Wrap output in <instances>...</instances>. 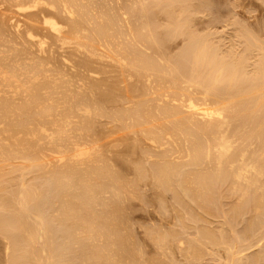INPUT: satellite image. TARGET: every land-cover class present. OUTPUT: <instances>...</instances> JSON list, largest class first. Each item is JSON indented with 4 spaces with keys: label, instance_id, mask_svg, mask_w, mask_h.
<instances>
[{
    "label": "bare ground",
    "instance_id": "bare-ground-1",
    "mask_svg": "<svg viewBox=\"0 0 264 264\" xmlns=\"http://www.w3.org/2000/svg\"><path fill=\"white\" fill-rule=\"evenodd\" d=\"M121 1L122 3H120ZM123 1L124 0H0V182L2 183V180L3 183L5 182L3 174L4 172L6 173V177L7 173L17 170L18 173H20V176L21 170L19 172V169L23 170L24 164L29 165L26 166L28 167L26 168L27 170H33V172H35H31L33 173L32 175L37 174L35 181L33 179L35 175L31 177L34 181L31 183L28 182V180H25L26 178L24 177V174L23 176L21 175L22 177H20L21 180L19 179V182L13 181V183H11V180L9 181V185L11 184V186H13L14 184L17 189H21L20 193L17 192L16 194L20 195L17 198L18 200L15 198L17 196H15L16 189L14 186L13 189L9 190L4 187L7 191V194H10V197L9 195H3L4 197L0 196V210L1 212L2 210L5 212L7 211L5 215L3 213V215L0 216V228H4L0 231L4 233V238L7 242L6 250H8V253L12 256L13 253L15 254L17 251L16 256L18 254V256H20L19 259H29L27 262L29 264H32V262L33 264H40L42 261L44 263V260H46V258L44 259V256H49L51 260V257L53 256L50 257V254H42L49 252L46 248L49 245L52 250L57 246L54 245L57 233L53 234V231V235H51L49 230L50 228L48 227L50 221L47 216L44 215L45 211L43 212L44 208L45 210L48 209L47 204L44 201L49 200L47 202H49V210H51L50 213L52 212L54 215L53 218L59 223L62 222L63 224L61 225H64V230H66L64 235L65 237L63 238L65 240L64 244L67 242L66 244H70L69 246L75 247V245L77 246V243L81 241L80 233L81 235L85 233L84 231H86L85 229L88 227L87 224H89V228L99 225L97 224V216L95 217L96 220L93 219V221L91 217H87V213H89V215L91 214V207H107V203H99V201L103 199L100 197H102V195L105 193L111 192V194L116 199H118L120 196L119 192L121 191L119 190L121 187L120 189L116 187H119L123 180L120 176L121 173H117L118 170L115 172L114 168L117 169L121 163L119 162L120 164L114 167L111 163V160L110 162L106 163V160H102L101 157L102 145H107L109 149V146L112 145L109 144V142L116 144V142L119 143L123 141L121 143L124 145L127 144L124 143L126 135L125 137L122 135H119L115 138L112 137L114 139L109 137L113 136L115 133H123V131L125 133V131L130 130V133L127 132L128 134L133 136V134L135 135L136 133L139 134V137H142L143 135L144 140L148 141V143L150 142L154 149H165L164 146H167L166 149L168 150L166 151L168 153H165V150H163L164 153L160 150L162 154L161 152L156 153L155 150L153 151V153L155 152V155L149 154L150 148L147 152L145 151V153L142 150L141 152H143L144 155L146 153V155H148L144 156L146 157V162L144 161V164L147 163V159H150L154 164H157L153 165L152 170H150L149 173L152 172V175H150L152 179L158 183L159 187H164L170 190L172 187L176 189L175 186H173L176 185L178 188L176 191H179L181 188V191L185 193L187 198L190 194L191 196H196L199 199L202 197L207 199L206 196H209L216 186L214 184V180H217V182L220 180L221 183V181L227 182L228 180L230 182V179L232 178L239 182L246 181L247 183V180H249L247 177L250 174H253L256 177H262L263 175L264 178V171L260 168L261 165L257 164L259 161L257 160V162L253 160L255 162L254 163L251 161V158L248 159V156H246V160L245 153L236 159L237 155L239 154L237 153V155H235L236 157L233 156L235 157L234 159L228 160V158H230L229 156H231L230 152L233 148L232 144L236 143L234 141V143L231 144L230 138L228 137L230 130L229 128L233 124L232 121L235 118V116H231L233 118L232 120V118H229V115L232 111L237 110V97L240 96L239 98H241L242 96L240 95V85L238 87L236 85L239 82L241 84L244 82L242 81L243 79H240L242 77H240L241 72L238 75V71L241 68L237 70V66L235 68L232 66L234 69L232 68V72L230 71L229 73L228 69L225 70L228 67H226L225 64L224 66L219 61L215 60V58L210 56L205 46L202 47L201 43L199 45V42L201 41L197 39L195 40L197 43L191 42L192 44L194 43V45L191 44L188 46V48L190 47L192 51V54L189 53V56L191 54V61L189 64H193V73L191 72L190 68L189 70L187 69L188 72L182 68L188 73L190 77L188 75L184 76L183 70L181 69V72L178 70L177 73L179 75H183L178 80L179 75L177 74V77L172 73H176L177 69L180 68L177 67L176 63L174 65V69L176 70H171L172 72L170 71V74L172 75V78L177 77V80H170L172 78L169 77L170 74L168 71L172 69L173 66L168 69V73L162 70L163 75L166 76V74H169V76H167L170 79L168 80L167 76L165 78H167V81L172 82L171 84L165 81L163 75L155 77L152 73L155 71L156 67L159 68V63L164 59L160 54V60L162 59V61L158 60L160 62L158 64L155 63V65L157 64L155 67L153 64L155 59L153 60L152 56L151 58H146V54L149 53H147L146 50L151 46L150 44L153 42L157 43L155 42L157 39L155 40L154 36L152 38L150 36L151 34L149 33L151 32L153 35L154 30H144L146 29L144 27L148 26V24L145 25L146 22H144L145 20L143 21L145 23H143L144 25L142 28L144 31L142 29L141 31H143V33L147 31L150 34L148 35L147 32L145 34V37L148 35V38L146 37L148 39L146 42L148 43L149 47H146L145 45L147 49L144 47L145 50L143 52L142 50L144 48H141L142 44H140V42L141 39L146 38L141 36V38L138 40L137 34V32L139 33L140 30L138 24H140L139 22H142L139 20L141 16L143 18V13L141 16H139L138 13H135L137 12L135 11L137 9L134 7L137 3L139 4L140 1L138 2L135 0L136 4H130V8L131 5L133 6L132 10L135 8V12L132 11V13L134 12L135 14L125 13L128 12V7H126L128 5V0L125 1L126 3L124 2V4ZM114 2L115 6H113ZM120 4L122 6L125 5V7H123L125 9H122V6L119 7ZM138 12L141 14L142 11L139 10ZM128 15L133 16L131 17L133 18L132 20L136 19L137 22L139 21L138 24H136V20L131 21V18H129ZM172 20L174 21V19ZM130 21L131 23L135 22L137 27L135 28L133 25L134 23H132L133 26H131ZM178 23L183 25L187 22L184 21V23ZM185 26L187 25L185 24ZM132 27L134 28L132 29ZM135 29L138 31L136 30V32L133 33V35L136 34L134 35L135 37H133L131 32L135 31ZM174 30L178 31V29ZM140 35L144 34L141 32ZM130 36H132V38ZM149 36L155 41L149 43ZM157 36L158 35H156V37ZM143 43H145V40ZM154 43L152 46L155 45ZM156 45L158 46V43ZM157 46L155 48L151 47L152 49H150L153 51L157 48L162 49L161 46ZM138 47L139 49H142L140 51L141 55L144 53L143 55L145 57L139 55L140 53L137 50ZM190 49H188V51ZM158 52L161 53L160 51ZM158 52H154L156 56H159ZM154 53H152L153 56L155 55ZM152 54L150 53V55ZM142 57H144L146 60H143ZM156 58L159 59L158 57ZM167 58L169 59V56H167ZM182 58L181 60H183ZM158 61L156 60V62ZM177 63L180 64L179 66L182 65L179 63V61H177ZM165 64H167V62ZM189 64L185 65L186 68H188L187 65ZM162 65L163 63H161L160 66L162 67ZM198 65L199 69L201 68L200 70L202 73L198 69L200 73H198L196 70L195 73H197L195 75L193 68L194 66L198 67ZM189 67H191V65ZM197 67H195V69ZM204 69L208 70V73L207 71L203 73ZM226 71L229 74L226 73ZM189 72L193 74V76ZM225 73L228 75L224 76ZM237 75L239 77H237ZM204 76L206 78L209 77V80H206L207 86H203L205 85L203 84V81L206 79H204ZM152 77L154 79L159 78V83H168L170 87H168L167 92L162 90L163 88H167L165 87L167 84L163 86L164 83H161L162 86L160 87H163L162 89L158 88L155 90L157 79L156 84H154L155 87L153 88V84H151V82H154L155 80L153 81ZM161 77L164 79L161 80ZM201 80L203 85L201 84ZM246 80L247 79H245V81ZM253 80L256 81V79H252L251 81ZM208 81L210 82L207 83ZM221 82H225L227 85L229 84V87L226 86L227 88L223 92H221V90L217 91L219 89L217 86L219 83L221 84ZM183 85L186 87H183ZM219 87L221 86L219 85ZM176 88L179 90L177 92L180 93L175 94L174 90H177ZM159 89L162 90L163 93H161ZM170 89L174 90L169 91ZM170 92L172 93L170 94ZM235 98L236 101L233 102L232 100H235ZM119 104H121V106ZM113 106H115L116 109H121V111L116 110ZM226 115H228V117ZM237 116L239 117V114ZM104 118L107 119V121L110 120V126L112 123L113 126H107L106 129L102 131V127L100 128V125L103 126L101 122ZM114 123H118L121 126H118L117 128L115 127L116 125L114 126ZM133 130H135V132L132 134ZM105 132L107 135L111 133L113 134L108 135L107 138ZM101 133L105 134V137L103 135L102 137ZM116 134L115 136H117ZM234 135L236 136V134ZM136 136L138 137V135H135V138ZM129 138H127L128 141ZM141 139H143V137ZM178 139H181L182 141L184 140L186 143L185 145L187 146L185 149L187 153L184 151V149H181L183 146L180 148L181 150H179L180 144H178L179 141L177 142ZM135 140L140 141L139 139H134V141ZM100 141L102 144L99 143ZM145 141L143 145L147 143ZM188 141H190V145ZM89 143L94 145L92 146L93 148L88 147L90 146ZM179 143H181V141ZM211 143L215 144H213V147L216 149V157L214 156V161L208 162L210 166L208 163H206L207 166L205 164L203 166L202 160L204 158L207 157L208 161H210L209 158H211ZM236 144L239 145L238 143ZM136 145L138 147H142V144L140 143L139 145L138 142H134V145L131 146L136 147ZM145 145L144 150H146ZM168 146L170 148H168ZM134 147H132V151L135 149ZM141 147L139 148L141 149ZM103 148L105 150L106 146ZM108 149L105 151L110 152L111 149ZM52 150L55 151L54 154H58L59 157L56 158V156L53 158L55 160L52 159L48 162L46 159L47 155L52 157L56 155H50V153H47L49 151L51 152ZM152 150L150 153H152ZM112 151L114 152V150ZM132 151H130V153ZM181 151H184L183 153H186L185 155L189 159V161H184L183 159L185 163H188V166H196L197 164H201L195 168L201 166L206 167L205 173H201V169H203L202 167L200 168L198 174V171L195 170L196 174H193L195 171H192V173H190L193 175H191L188 172L191 171L192 168L188 172H185L186 170L184 171L183 169L186 164L182 165L183 162H181L180 166L177 165V162L175 163L177 160L175 159L178 157L176 156L175 159L173 157L174 155H180L182 153ZM109 152H107V154ZM52 153L53 152H51V154ZM137 153L138 152L136 151V154ZM235 153L236 152L233 150V154ZM241 153L242 152H240V154ZM117 155L118 158L119 154ZM141 155L142 154H140V156ZM246 155H249V152L248 154L246 153ZM262 155V157H264V153ZM111 156L112 155H110V157ZM181 156L182 158L184 157V155H180V157ZM259 158L260 157L258 156V159ZM261 158L259 160H263ZM105 159H108V156L106 157L105 155ZM123 159H120L121 162ZM181 159L179 158V160ZM225 159L228 160L227 164L230 167L229 169H227L228 166L225 165ZM19 160L23 167L20 165V163L19 167L17 164V166L15 164L11 165L12 163H15L16 161L18 162ZM53 161L56 162L50 163ZM116 161L118 162V160ZM59 163L64 167H62V165H59L58 168L57 166H54L55 164L58 165ZM109 163L112 164L113 168ZM128 163L129 162L126 164ZM51 164L54 165L52 166ZM135 164L138 163L135 162ZM129 165L130 164H128V166ZM49 166H51V168ZM211 166L213 167L214 171L212 169L210 170L214 172V175L212 173H210L211 175L208 174L209 168ZM224 166H226V168ZM134 167L133 168L137 172V175L141 176V178H143L142 176L144 175L148 177L147 174L142 172L145 166L142 167V170L141 168L136 170L138 167H140L139 165L137 168L136 166ZM148 167L149 166H147V168ZM5 168L12 170L6 172L7 170ZM145 169L146 167L143 171H145ZM147 171H145V173H147ZM13 172H11V174ZM27 172L29 171H26L25 173ZM10 177L11 176L9 175V178ZM15 178H17V176ZM38 179L43 180L46 185L44 183V185L40 187L39 184H37L39 181ZM148 179L150 180V177ZM191 181H193L194 186H192ZM260 181L253 182L251 186H257V184L259 186ZM132 182L134 183V181ZM175 182L176 184H174ZM188 185H191L194 190L190 189L191 186L188 188ZM120 186H123V183ZM240 186L242 187V185ZM2 188L0 191L4 192ZM176 191H174L175 195ZM122 195L123 194H121V197H123ZM179 197L181 198V196ZM192 198L193 197H191V199ZM126 199L127 198H125V200ZM58 200L60 204L57 203ZM205 201L206 200L203 202L205 203ZM115 207L116 208L113 209V212L117 213L116 218L113 220L106 219V222H102V225L118 227L121 218L119 214L120 209L118 206ZM237 213L238 212H236V214ZM50 216L52 217V215ZM60 230L58 231L59 233ZM116 233V228H111L109 235L115 236L119 239V235ZM47 236H50L49 239L51 238V240L47 239L50 241V243L49 245L47 244L48 246H45L46 242L43 241V244L42 240H44L45 237L47 238ZM61 236L62 235H60V237ZM38 241H41V245L43 244L42 246L40 245L41 248H39V243H36ZM22 243L24 245H22L20 248L19 246H21L20 244ZM60 244L62 245V243H59L58 246ZM35 245L39 246L35 248H38V250L40 249V252L44 251V248H46V251L42 252L41 254L40 252L35 254ZM61 245L59 246L60 249ZM74 247L73 249L72 247L68 248L69 251L70 249L71 252L72 250L75 251ZM52 250L50 252H52ZM82 252H85V247ZM39 254L40 258L42 255L43 259H41L42 261L38 260V263L37 258L35 259L34 255L38 256ZM63 254L65 255V253ZM6 255L8 256V254ZM64 255L62 256L65 258ZM15 258L16 262H19L17 261V257ZM56 260H58V258ZM59 260L61 259L59 258ZM49 261H47V264L51 263V261L48 263ZM52 261L56 263L53 258Z\"/></svg>",
    "mask_w": 264,
    "mask_h": 264
},
{
    "label": "rangeland",
    "instance_id": "rangeland-1",
    "mask_svg": "<svg viewBox=\"0 0 264 264\" xmlns=\"http://www.w3.org/2000/svg\"><path fill=\"white\" fill-rule=\"evenodd\" d=\"M125 1H127V0H124L123 4ZM129 1L130 0H128V3H127L128 5L126 6V7H128V10L126 9L128 12H125V13L133 14L135 11H137L135 13H138L139 16H141L143 13V18L141 16L140 20H139L142 22L138 21L141 24V26H140V24H138L136 19H135L136 21L132 20L133 18H131V17H133V16L128 15L129 18H131V21H135L136 24H138V27L140 28L139 33L137 32L138 40H139V38H141V36L145 37V34L147 31H145V33H143L144 30H147V29H148V31L154 30L155 32L153 31V33H154L153 35L151 32H149L151 35L148 32L147 33L152 38L154 36L155 40L156 39L157 40L155 41L154 39H152L149 36V38L152 39V40L149 39V41H150L149 43H152L153 41H155L158 43V46L159 47L161 46V48H162V49L157 48L158 50L156 49L154 51L151 50L152 49L151 47L155 46L157 43L153 42L155 45L152 46V44H153L152 43V44H150L151 46L149 47L148 43L146 42V40H148L147 39L148 35H146V37H147V38L145 37L146 39L143 38L145 40V43H147V44L143 43L144 40L141 39V42H140V44H142L141 48L143 49L145 47V45H146V47H149L148 49L145 47L147 49L146 52L147 53L149 52L148 54H146L147 55L146 58L147 57L151 58V56H152L153 60L155 59L154 60L155 62L152 60L154 62L153 63L154 65H155V63L158 64L160 61H162V59L160 60V54L162 55L161 57H163V59H164L163 60L164 62L162 61L159 64L161 65V63H163V65H165V66L162 65V67H161L159 65V68H158V67H156L157 64L155 65V67H156L155 71H153V73H152L155 77H157L159 75H163L162 70L164 72L165 71L167 72L168 69L171 68V66H173V67H172V69H170L168 71L169 74H170L171 70H176V69H174L175 63L177 65V67H180V68L177 69L176 73L171 71L174 75L177 76L178 70H179V72H181L182 68H184L187 72L190 68L191 72H192V67H193L192 65L193 64H189V62L191 61L190 56L192 54V51H191L190 47L188 48V46H190L192 44L191 42H195V40H197V39H199L201 41V42H199V45L201 43L202 47L205 46V48L208 50V53L210 54V56L215 58V60L219 61L221 64H223V65L225 64L226 67H228L226 69L224 67V69L225 70L228 69L229 73H230V71L232 72L233 67L235 68L237 66L238 67L237 70H239V68H241L238 71V75L241 72L240 77L241 76L242 77L240 79L241 80L243 79L242 81H244V82L241 84L239 82L240 80L238 81L239 83H237V81H236V83H237L236 85H237V87L240 85V87H239V89L241 90L240 95H242V96H241V98H239L240 96L237 97V102H238V103L236 102L237 110L232 111L230 113V115L227 113L230 116L229 118H232L231 116H233V117L235 116L234 120H233V118H232V120L235 121L236 123L239 122L236 124L235 122L232 121L233 124L229 128L231 131L229 130V134H228V137L230 138L231 144L234 143V141H235L239 145H237L236 143L232 144L233 148H235V149L237 148V149L235 150L232 148L234 150V152H236L235 154H233V150L231 149V152H230L231 156H229L230 158H228V160L234 159L236 157L235 155H237V153L240 154V152H242L240 155L239 154L237 155L236 159H238L242 154L245 153V159L247 158L246 156H248V159L251 158V161H253V160L257 161L258 160L259 163H257L258 161L256 163L258 165H261V166L263 165L262 167L260 166V168L264 171V163H263L264 157H262L263 156L262 154L264 153V132H263L264 131V0H136L138 2L140 1L139 4L138 3L136 4L135 0H131L130 2ZM134 1H135V3H134ZM120 3H122V1ZM114 4H115V2L113 3V6H115ZM130 4H133V5L136 4V6H134V7L137 10L134 11L135 8L132 10L133 6L131 5V8H130ZM120 6H122V5L120 4L119 7ZM123 7H125V5L122 6V9H125ZM129 10H130V12H129ZM139 10L142 11L141 14H139L140 13V12H138ZM123 11H125V10H123ZM132 11H134V12L132 13ZM172 19H174V21ZM131 21H130V23H131ZM143 21L146 22V24ZM155 21H156V24H155ZM184 21L187 23H184ZM135 22H132V23H134L133 25L136 28L137 26L135 25ZM178 22H182L184 24L182 25ZM132 23H131V26H133ZM143 23L145 25L148 24L149 27L145 26L144 28H146V29L143 30L142 29L143 25H144ZM177 24L179 27L177 26ZM185 24L187 26H185ZM133 28L134 27H132V29ZM141 29L143 31H141ZM174 29H178V31L176 30L177 31L176 32ZM136 30L137 29H135V31L132 30L133 32H131L132 33L131 35L133 37H135L134 35H136V34L133 35V33L136 32ZM141 32L144 35H140ZM156 35H158V36L156 37ZM132 36H130V37L132 38ZM161 39H163V40H161ZM195 43H197V42H195ZM143 44H144V46H143ZM192 45H194V43ZM155 47H153V48H155ZM197 47H198V45H197ZM141 48L139 49V47H138V49H137L138 52L140 53L139 55H141V52H140L142 50ZM145 48L142 50L143 52H144ZM187 48L190 50L188 51ZM186 49H187V51H186ZM150 50H151V52H150ZM155 51L161 52V53L158 52L159 56H156V54L154 53ZM150 53L151 54L154 53L155 55L154 56H153V54L150 55ZM163 53H165V54H163ZM189 53H191L190 56H189ZM143 54L141 56H144ZM164 55H165V57H164ZM167 56H169V59L167 58ZM144 57H142L143 60L145 59ZM156 57H158L159 59H157ZM170 58H172V59H170ZM181 58L183 60H181ZM156 60L157 61L160 60V61L156 62ZM168 60H170V61H168ZM176 60L179 61V63H181L182 65L183 64L184 65L179 66L180 64H178ZM186 61H187V63H186ZM150 62H151V60H150ZM166 62H167V64H165ZM169 63H170V65H169ZM186 64H189V65H187L188 68H186V66H185ZM190 65H191V67H189ZM160 67H161V69H160ZM195 67H197V66H194V68H193L194 73L196 70L198 71L199 65L196 69H195ZM166 68H167V70H166ZM185 70H183L184 76L188 75V73L185 72ZM205 71H207V73H208V70H205V69L203 70V73ZM155 72H157V73H155ZM200 72H201V70H200ZM200 72L198 71V73H200ZM228 72L226 71V73H228ZM196 73H195V75H196ZM226 73L224 76L229 74V73L228 74H226ZM156 74H158V75H156ZM169 74H166V76L167 75L169 76ZM205 74H203V75H205ZM182 75H179L178 80L180 79V77H182ZM191 75L193 76V74H191ZM238 75H237V77H239ZM163 76H164V78L166 77L165 75H163ZM168 76H167V78H168ZM171 76L172 75L170 74L169 77L172 78ZM177 77H174L172 79L168 78V80L169 79L174 80ZM164 78H162L161 80H163ZM167 78H165V81L169 82V84H171L172 82L167 81ZM205 78L206 77L204 76V79ZM156 79H157V84H156ZM156 79L153 78V81L154 80L155 81L151 82V84H153V88L155 87L154 84H156L155 90L158 88L162 89L163 87H160V86H162V84L164 83L163 86H165V84H167V86H165L167 88H163L162 90L167 92V89H168V87H170V85L168 83H165V82L159 83L158 82L159 78H156ZM207 79L209 80V77L203 81V84H205V85L202 84V80H201V84L203 86H207L206 85ZM245 79H247V80L245 81ZM248 79L249 80L250 79L251 80L256 79V81L255 80L249 81ZM209 82L210 81H208L207 83H209ZM151 84H150V86H151ZM159 84H161V85H159ZM157 85H159V86H157ZM219 85L221 87H219ZM219 85L217 86V88H219L217 91L221 90V92L225 91V89L227 88L226 86L229 87V84L227 85V83H225V82L224 83L221 82V84L219 83ZM222 85H225V86H222ZM184 86L185 85H183V87ZM176 89L177 90H174V89L171 90L170 89L169 91L174 90L175 94L180 93V92H177V91H179L178 88H176ZM162 90H160L161 93H163ZM160 91H158V92H160ZM171 93L172 92H170V94ZM232 101L235 102L236 98H235V100H232ZM119 105L121 106V104H119ZM113 107L115 108V106H113ZM116 110L121 111V109H116ZM120 111H118V112H120ZM238 114H239V117L237 116ZM228 115H226V116L228 117ZM236 118H237V120H236ZM248 119H249V121H248ZM105 120H106V125H105ZM101 124H103V126L105 125L104 126L105 128L100 125V128L102 127L101 130L104 131L107 126L108 127L110 126V120L107 121V119L104 118V119H102ZM238 125H240V126H238ZM112 126H113V123L111 124L110 127H112ZM114 126L118 128V126H121V125L118 123H116V124L114 123ZM237 128H239V129H237ZM242 128H243V130H242ZM240 130H242V131H240ZM129 131L130 130H127V131H125V133H127V132L130 133ZM136 131H137V129H136ZM234 131H236V132H234ZM134 132H135V130H133L132 134ZM119 133H117V134L115 133L117 136H115V134H113V133L108 134V135L113 134V136H109L111 138L112 137H114V138L118 137L119 135H122L124 137L126 135V139L129 138L130 134H128V133L125 134L124 131H123L124 134L121 132H119ZM105 134L107 137L108 135L106 132H105ZM105 134L101 133V136L103 135L105 137ZM234 134H236V136ZM135 135H138V137H139V134L135 133ZM135 135L134 134H133V136L130 135V138H129L130 142L128 141V139L127 140L125 139L124 143L125 144L127 143L126 145L121 143L123 141H121L119 143L116 142V144L109 142V144H112V145H110V146L108 145L109 149H111L110 152L107 151V152H109L108 154L105 151L108 149L107 145H102V147H101V149H102V151H101L102 160L103 159H104V161L106 160L105 161L106 163L110 162V160H111V163L113 164L114 167H116L117 165H119L121 163L122 166L119 165L117 167V169L116 168H114V169H115V172L118 170L117 173L118 172L121 173V175L120 174H118V175H120L122 180H123L121 182V184L123 183V186H120L121 185L120 184L119 187H116L119 189L121 187V189L119 190L121 192H119L120 196L118 197V199L114 198V196L111 194V192H109L110 194L105 193V194H103L104 196L102 195V197H100L103 199H101L99 201V203L105 202V203H107V207H104V206H93V207H91L92 210H90V212L93 215H91V214L89 215V213H87L88 211L86 212L87 217L88 216L91 217L92 221L97 216L98 217V218L96 217V219L98 220L97 224H99V225H97V226L95 225L93 228L92 227L89 228V224H87L88 227L85 229L87 232L84 231L85 233L82 235L80 233V236H81L80 240L81 241L78 242L79 245L77 243V246L75 245V247H74V246H69L70 244L69 245L66 244L67 242L64 244L65 240L63 238L65 237L64 235H65V231H66V230H64L65 229L64 225H61V224H63L62 222L59 223L57 220H55L53 218L54 215L52 214V212L50 213L51 210H49V204H48L49 202H47L49 200L45 199L47 201H44V202L47 204V207H48V209H47V207H46V209L49 212L47 210H45V208H44L43 212L45 211L44 215L47 216V218L50 221L49 222L50 224H48V227L50 228L49 229L50 233H51V235H53L54 233H57V235L60 234L62 236L60 237V235H58V236L56 235V239H55L56 241H55L54 245L55 246L57 245V246L53 250L51 249V247L49 245L50 241H48V240H51V238L49 239L50 236H47V238L45 237V239L42 240V242L43 241L46 242L45 246L47 244L49 245V246L47 245L48 247H46L49 252L43 253L42 255H45V254L49 255L50 254V257L53 256V257H51V260H50L49 256H44V259L46 258V260H44V263L41 260V259H43L42 255L40 258V254L42 252L46 251V248H44L45 246L42 247L45 250L40 252L39 251L40 249L38 250V248H35V247H39L41 245V241L36 242V243H39L38 244L39 246L38 245L34 246V248L36 249V250H34V252H35V254L36 253L38 254L40 252V254L38 256L34 255L35 259L37 258V262L39 263V261L41 260L43 264H45V263L47 264V261L50 260L51 263H50V261L48 262L50 264H61V263L64 264V262H65V264H264V194H262V193H264L263 175H262V177H260V176L256 177L253 174H250L247 177V179H249V180H247V183H246V181L239 182L236 179H232V178L230 179V182L228 180L227 182L221 181V183H220V180H218V182H217V180H214L216 183L214 181L213 182L216 186L214 187V185L212 184V186L214 187V190H212V192L210 193V195H209L210 197L206 196V198L208 200L203 198V197L200 198L201 199L200 200L198 197H196V196L194 197L193 195L191 196L190 194L187 198L185 193L181 191V188L179 189V191H176V189L178 190L176 185H173V186H175L176 189H174L172 187L170 190L167 188H164V187H159L158 183L154 179H152V177H151L152 172L149 173L150 170H152L153 165H157V164H154L150 159H147V163L144 164L146 162L145 161L146 157H144V156H148V155H146L147 153L144 155L145 151L147 152L150 148V152L152 149L153 150H152V153L149 152V154L155 155V152L156 153L161 152V151L163 152V150H165L164 151L165 153H168L166 151V150H168V149H166L167 146H164L165 149L160 148L161 151L159 149H154V147L151 146L150 142L148 143V141L144 140L143 135H142L143 139H141L142 137L138 138L137 136L135 138ZM237 136H238V139H237ZM133 137H134V139H139L140 141H138V140L134 141ZM107 138H105V139H107ZM114 138H112V139H114ZM132 140L136 143L138 142L139 145L141 143L143 148L141 146H139V147H141V149H140L137 145H136V147L131 146V145H134V142ZM103 141H105V140H103ZM144 141L147 142V143H145L146 145L144 144L146 150H144V145H143ZM178 141L179 142L181 141L182 144L179 143ZM105 142H104V144H105ZM177 142H178V144H180L179 150L184 149V151H186L185 147L187 145H185L186 143L184 142V140L182 141L181 139H178ZM189 142L190 141H188V143ZM99 143H101V141ZM99 143H97V144H99ZM254 143H256V144H254ZM101 144H99V145H101ZM213 144L214 143H211L212 146L210 145L211 146V149H210L211 150V152H210L211 158H209L210 161H208V158L206 156H204V157H206V158H204L206 160H204V159H203L204 161L202 160L203 166H204V164L207 166L206 163L214 161L213 159H215V157H216V149H214ZM89 145L91 146V147L88 146L89 148H93L92 146H94L91 143H89ZM189 145H190V143H189ZM105 146L107 149L105 148V150H104L103 147H105ZM123 146H125V147H123ZM146 146H148V147H146ZM132 147L135 148L134 149L135 152H134V150L132 151V149H133ZM115 148H116V150H115ZM138 148L140 149V152H139ZM168 148H170V147L168 146ZM241 148H243V149H241ZM112 150H114V152ZM142 150L144 153L141 152ZM154 150H155V152L153 153ZM115 151H117V152H115ZM118 151H119V153H118ZM130 151H132V152L130 153ZM136 151L139 154L138 153L136 154ZM184 151H181L182 153L180 155H184L185 158L184 157L182 158V156L180 157L179 154L174 155V157H173L174 159L176 156L178 157L177 159H175L177 161L174 160L175 163L177 162V165L180 166L181 162H183L182 165L186 164V166H184V169H183L184 171L186 170L185 172H188L192 168V170L189 171L188 173H190V172L192 173V171L196 170V171H198L197 172V174H198L200 168H202L203 166L197 167V168H195V167L200 166L201 164H199V165L197 164L196 166H194V165L188 166V163L184 162L185 160L189 161V159L185 155L187 153V151H186V153H183ZM238 151H240V152H238ZM51 152H53V153L51 154ZM51 152L49 151L47 153H50V155L56 154V153L54 154L55 151H53V150ZM162 152H161V154H162ZM248 152H249V155H246V153L248 154ZM47 153H46V155H47ZM116 153L119 154V157H118L119 159L117 158L118 155ZM132 153H133V155H132ZM104 154L106 155V157L108 156V159H105ZM109 154L112 156L110 157ZM140 154H142V155L140 156ZM213 154H215V155H213ZM48 156L49 155H47V157H46L48 162H49V160H52L56 156H57L56 158L59 157L58 154H56L53 157L52 156L48 157ZM233 156H235V157H233ZM258 156L260 158L262 157L261 159H263V160H259L260 158L258 159ZM212 157H214V158H212ZM48 158H51V159H48ZM179 158L180 159L182 158V159L179 160ZM120 159H123L122 162H124V163H122ZM183 159H184V161H183ZM53 160H55V159H53ZM116 160H118V162ZM148 160H150V161H148ZM225 160H226V161H224V162H226L225 165L228 166L227 169H229L230 167L227 164L228 160L227 159H225ZM134 161L138 164H135ZM261 161H263V162H261ZM54 162H56V161H53L50 163H54ZM125 162L126 163L129 162L128 164H130V165L128 166V164H126ZM260 162L263 164H261ZM19 163H20V160L18 162L16 161L15 163H12L11 165L17 164L19 167L20 165H22L21 163L19 165ZM140 163H141V165H140ZM112 164H110V165L113 168ZM51 165L53 166L54 164H51ZM59 165H62V164L59 163L58 165L55 164L54 166L55 167L57 166V168H58ZM138 165L140 167L137 168ZM146 165L149 167L147 168ZM208 165H209V163H208ZM26 166H29V165L24 164V167L22 165V167L24 168L23 169L24 171L22 169H19V172L21 170V175L23 176V174H24L25 175L24 177L26 178L25 180L26 181L28 180V182L31 183L33 181V179L35 181V179H36L35 177H37L36 176L37 174H34L35 176L32 175L35 172H33V170H27L26 168H28V167H26ZM134 166H136V168H137L136 170H139L140 168L142 170V167L145 166L146 167L145 171H147V170L148 171H147V173H145V171H143L145 168L144 167L142 172H144V174H147L148 177L146 175H144V176H142L143 178H141V176L137 175V172L135 171ZM226 166H224V167L226 168ZM49 167L51 168V166H49ZM62 167H64V166L62 165ZM7 168H5L7 170V171L5 170L6 172L12 170V169L8 170ZM186 168H189V169H186ZM235 168H236V165H235ZM210 169H212L214 171L213 167L211 166L209 168V171L207 168V171L209 173L208 172H206V173H208V174L212 173L214 175V172L211 171ZM133 170L135 173L133 172ZM13 171H11V172H13L15 174H13V173L11 174V172H10V173H7L6 177H5L6 173L5 172L3 173L4 174V181L5 182L8 181V182H6V183L4 182L5 185L3 183V180H2V183L0 182L1 183L0 187L1 188L3 187L2 189L4 190V192L0 191L1 197L3 195L4 196L9 195V197H10V194H7V191L5 190V188L7 190H9V189H13L14 187L16 189L15 196H17L15 198L17 199L20 196L19 194L18 195H16V194H17V192L20 193L21 189L18 188L19 189V191H18V189L16 188V186L14 184H13L14 187L11 186V184L9 185L10 180H11L10 181L11 183H13V181L19 182L21 180L20 177H22L21 175L19 176L20 173H18L17 170L16 171L13 170ZM26 171H29V172L25 173ZM129 171H130V173H129ZM196 171L193 174H196ZM201 171H200L201 173H205L206 167H203V169H201ZM31 172H33V173H31ZM193 174H191V175H193ZM9 175L14 180L11 177L9 178ZM15 175L17 176V178H15L16 177ZM31 177H33V179ZM144 177L147 180H145ZM149 177H150L151 181L148 179ZM250 178H251V180H250ZM15 179H17V180H15ZM137 179H139V180H137ZM234 180L236 181V184L239 183L240 185H242V187L239 184L236 185ZM132 181H134V183ZM193 181H191L192 186H194ZM255 181L256 182L260 181L259 186L256 183L259 189L257 188L256 185L253 187L251 186V184ZM28 182H26V183H28ZM44 183L45 182L43 180H39L37 184H39V186L41 187L44 185ZM126 183H127V185H126ZM140 183H141V185H140ZM154 183H156V184H154ZM49 184H50V182H49ZM174 184H176V182ZM223 184H224V186H223ZM45 185H46V183H45ZM243 185L245 188L243 187ZM149 186H150V188H149ZM190 186L191 185H188V188ZM192 186L190 187L191 190L193 189ZM46 187H48V186H46ZM186 187H187V185H186ZM130 188H131V191H130ZM133 188H134V190H133ZM162 188H163V191H162ZM146 189H148V190H146ZM257 189H258V191H257ZM172 190L176 191V195H175L174 191H172ZM1 192H2V194H1ZM5 193H6V195H5ZM121 194H123L122 195L123 197H121ZM125 195H127V196H125ZM179 196H181V198ZM47 197H48V195H47ZM175 197H176V199H175ZM191 197H193V198L191 199ZM243 197L244 198L247 197L246 198L247 202H246V199H244ZM125 198H127V199L125 200ZM48 199H49V197H48ZM178 199H180V200H178ZM204 200H206L205 203L203 202ZM57 203L60 204L59 200ZM58 204H57V206H58ZM242 205H243V207H242ZM115 206H118L120 209L119 214H120L121 218H120L118 227H111V226L102 225V222H104L106 219L113 220L116 218L117 213L113 212V209L116 208ZM244 208H245V210H244ZM11 211H13V210H11ZM92 211L93 212L95 211V212L93 213ZM236 212H238V213L236 214ZM3 213L5 215L7 213V211L5 212L2 210V212H1V210H0V214H1L0 216H2ZM46 213H48V214H46ZM50 215H52V217ZM91 218H90V220H91ZM51 220H52V223H51ZM87 220H89V219H87ZM99 220H101V221H99ZM53 225H54V227H53ZM111 228L112 229L116 228V232H117L116 234L119 235V239L116 238L115 236L109 235ZM2 229H4V228H2ZM2 229L0 228V230H2ZM59 230H60V233L58 232ZM52 232H53V234H52ZM172 234H174V235H172ZM1 236H3V237H1ZM3 238H4V233L1 232L0 233V264H25V262H26V264H29V263H27L29 259L28 260L24 259V258L19 259L20 256H18V254L16 256L17 251L15 252V254L13 253V255L15 257H17V259H18L17 261H19V262H16V258L13 255L11 256L8 253V250H6L7 242H6L5 238L4 239ZM44 242H43V244H44ZM59 243H62V245H63V247H62V245L60 244L61 249L59 247L60 245L58 246ZM180 244H181V246H180ZM20 245L21 246H19V247L21 248L22 245H24V244L22 243ZM41 246L39 248H41ZM65 246H67V247H65ZM70 247H72V249L74 247L75 251L72 250V252H71V249L69 251L68 248H70ZM84 247H85V252H82ZM48 248H50L52 250V252H50L51 250ZM65 248H66V250H65ZM37 250H38V252H37ZM41 250H43V249H41ZM59 251L61 252L62 255H64L63 253H65V255H64L65 258L60 254ZM66 252H67V254H66ZM74 252H75V254H74ZM6 254H8V256ZM51 254H55V255H51ZM75 255H76V257H75ZM55 256H57V257H55ZM52 258H53V260L56 261V263L52 261ZM55 258L56 259L58 258V260H56ZM59 258L61 260H59ZM6 261H7V263H6ZM8 261L11 263H9ZM42 263L40 262V264H42ZM32 264H33V262H32Z\"/></svg>",
    "mask_w": 264,
    "mask_h": 264
}]
</instances>
